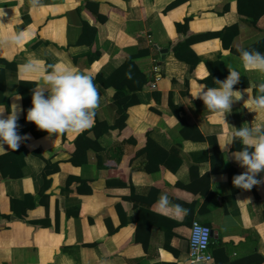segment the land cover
I'll list each match as a JSON object with an SVG mask.
<instances>
[{
    "label": "crops",
    "instance_id": "0c3cea01",
    "mask_svg": "<svg viewBox=\"0 0 264 264\" xmlns=\"http://www.w3.org/2000/svg\"><path fill=\"white\" fill-rule=\"evenodd\" d=\"M263 10L264 0H0V61L6 63H0V86L9 107L20 106L18 133L29 137L15 151L0 149V159L10 157L6 171L19 168L23 175L3 179L0 172V214L11 216L0 219V264H189L196 222L216 237L212 264H264V183L233 187L232 177L245 171L231 158L241 145L221 150L233 127L264 125V111L252 112L244 101L257 94L264 73L245 68L237 52L264 53ZM185 20L188 30L180 35L176 25ZM232 27L238 35L228 47L220 38L185 42L221 32L229 41ZM21 32L19 44L9 42ZM128 58L150 81L119 128L116 91L101 80ZM29 60L36 68L24 71ZM188 60L199 62L192 70ZM57 64L93 77L99 104L91 127L49 135L25 121L20 85L42 86V70ZM232 70L240 75L233 88L242 99L225 123L194 96L204 86L218 88L216 81ZM97 122L109 129L99 135ZM84 134L83 156L73 163ZM48 163L59 172L49 177L43 199ZM161 194L188 214L158 211ZM11 200L35 208L18 219Z\"/></svg>",
    "mask_w": 264,
    "mask_h": 264
},
{
    "label": "clouds",
    "instance_id": "9594fccd",
    "mask_svg": "<svg viewBox=\"0 0 264 264\" xmlns=\"http://www.w3.org/2000/svg\"><path fill=\"white\" fill-rule=\"evenodd\" d=\"M23 39L24 33L21 32L12 35L9 42L19 44ZM237 52L245 68L264 73V53L248 49H237ZM35 68L36 65L31 60L22 65L24 71H33ZM48 69L42 70V86L31 90V107L26 111V121L34 123L37 129L49 135L78 132L91 127L99 104L93 77L62 64L49 65ZM239 80L238 71H229L225 79L216 81L218 88L204 86L194 98H199L209 111L221 116L225 122L224 117L231 111L232 104L242 99V93L233 88ZM256 93L254 97H247L244 101H247L252 112L264 111V81L256 84ZM13 97L16 101L21 99L18 95ZM20 110L16 103L8 109L0 103V149H5L4 146L7 145V149L15 151L29 138L27 134L22 136L18 133ZM233 129L223 148H220L227 153L228 147L233 143L241 145L239 151L231 153V158L245 171L232 177V185L246 191L254 185L264 183V176L256 178L264 172V125ZM156 206L158 211L171 212L176 217L188 214L187 208L173 203L166 194L158 197ZM206 238V230L195 226L192 233L193 246L204 247Z\"/></svg>",
    "mask_w": 264,
    "mask_h": 264
},
{
    "label": "trees",
    "instance_id": "16d2710c",
    "mask_svg": "<svg viewBox=\"0 0 264 264\" xmlns=\"http://www.w3.org/2000/svg\"><path fill=\"white\" fill-rule=\"evenodd\" d=\"M240 12L243 13L242 9L240 8ZM264 13V10L263 12ZM262 15V14H261ZM261 16L257 15L254 17V21H257V19H259ZM188 20H185L184 24H177V31L180 33V35H183V33H186L188 30ZM87 32H89V28L86 27L85 29V36L87 35ZM91 32V31H90ZM93 34V39L91 40L90 44L88 45L90 47V45H92L93 40L95 38V34H96V30L94 29L92 31ZM230 34L232 35V37L229 39V41H227L226 39L228 38V33L224 34V32L221 33H209V34H205V35H201V36H196L195 35V39H187L185 42L188 43V45H192L193 43H196L198 41H203L209 38H220L223 41V44L225 47H228V44L232 42L233 38L236 37V35H238V28L237 27H232L230 29ZM183 41V40H182ZM83 40L80 41V43H82ZM183 42L178 41L176 42L174 45L171 46V49L173 52H176V49L182 44ZM198 60L193 62V61H189L188 63H190L192 70L194 69V67L198 64ZM0 63L6 64L5 62L0 61ZM0 81L5 82V72L4 71H0ZM149 79L142 75L141 72L139 71V69L137 68V66L133 63V60L131 58H128L126 60V62L121 65L119 68H117L114 72V74L112 75L111 78H109L107 81L101 80L102 85L106 88V89H110L113 88L116 91V94L114 95V105H116L117 107L120 108L121 112L119 115V118L117 119V123L115 125V127H119L121 128L127 119V111L130 107L136 106L139 104V101L137 99L136 93L141 91L146 85H148L149 83ZM31 88H29L26 85H20L19 89H18V93L20 94V96L23 99V103H24V108H25V115H26V111L27 109H29L31 107ZM127 90V91H125ZM125 94V95H124ZM5 85H2V87L0 86V103L5 104L7 106V108H9V102L8 100L5 98ZM125 99L126 102H122V100ZM25 118V117H24ZM26 121V120H25ZM27 122V121H26ZM29 122V121H28ZM32 122H30L31 124ZM17 124L19 125V122H17ZM95 128H101L102 131L99 133V135H101L103 133V131L108 130L109 127L107 124L104 123H96V127ZM87 137V135H81L77 141L75 142V146H76V152L74 154V157L72 159L73 163H75V159H79L83 156L82 153V142H84V139ZM65 141V140H64ZM89 147H86V150H84V156L87 153ZM10 159V157L8 155L1 157L0 159V172L1 175L3 177V179H13V180H18L21 179L23 177L22 172L19 171L18 168V172L17 173H9L6 171V167L5 164H7L6 160ZM85 160V158H84ZM59 172V167L58 166H52L51 164H47L46 168L44 169V186L40 192V196L45 199L47 197H45V193L46 191L50 188V184H51V180L49 179L50 176L56 174ZM11 204V211L13 212V214L18 218V219H25L27 212L34 209L35 208V204L31 203V202H21V201H15V200H11L10 201ZM0 219L6 220V221H10L11 220V216H5V215H1L0 214Z\"/></svg>",
    "mask_w": 264,
    "mask_h": 264
},
{
    "label": "built area",
    "instance_id": "2783aa9c",
    "mask_svg": "<svg viewBox=\"0 0 264 264\" xmlns=\"http://www.w3.org/2000/svg\"><path fill=\"white\" fill-rule=\"evenodd\" d=\"M195 226H199L206 230L207 238L204 247L193 246L192 244V233ZM190 251H189V264H212L214 262L211 254L212 245V230L200 223H193L191 227V235L189 239Z\"/></svg>",
    "mask_w": 264,
    "mask_h": 264
},
{
    "label": "water",
    "instance_id": "95a60500",
    "mask_svg": "<svg viewBox=\"0 0 264 264\" xmlns=\"http://www.w3.org/2000/svg\"><path fill=\"white\" fill-rule=\"evenodd\" d=\"M164 52L168 53V50H165ZM212 238H216L215 235H214V232H212Z\"/></svg>",
    "mask_w": 264,
    "mask_h": 264
}]
</instances>
